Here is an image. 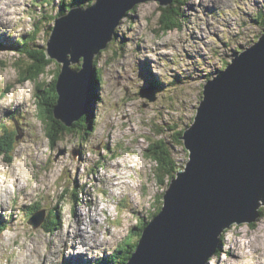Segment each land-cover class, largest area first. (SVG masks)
I'll return each instance as SVG.
<instances>
[{
  "label": "rangeland",
  "instance_id": "374dc122",
  "mask_svg": "<svg viewBox=\"0 0 264 264\" xmlns=\"http://www.w3.org/2000/svg\"><path fill=\"white\" fill-rule=\"evenodd\" d=\"M160 7L154 0L137 4L136 10L127 12L118 25L120 42L110 43L96 55L102 80L90 105L91 115L96 117L94 131L64 133L60 142L50 144L38 117L47 95L38 93L35 84L46 88L44 82L52 81L62 62L50 63L41 79L22 82L23 70L16 62L26 69L31 61L15 46L38 29L33 41L40 48L46 47L55 22L50 16L61 9V0H0V134L12 138L13 147L9 154L0 152V192L6 194L0 196V212L5 208L0 213V228L6 220L2 229L15 226L27 236L14 261L12 250L0 241V255L8 258L9 264H78L71 263L72 254L87 251L76 252L74 239L68 237L71 250L64 254V233L74 223L77 211L84 212L89 220L90 211L98 204L106 209L104 215L103 210L97 215L104 224H97L99 231L92 227L88 247L93 251H88L82 264H105L106 259L108 264L117 263L114 248L121 252L130 241L123 240L128 231L133 229L131 234H135L140 224L152 218L169 185L163 173L154 176L155 162L148 158V144L164 141L170 146L177 171L185 168L188 152L174 141L175 135L193 123L208 74L215 75L224 62H230L239 45L253 38L256 41L264 33V23L255 21L257 13L264 11V0H187L182 6V27L168 33L159 31ZM77 65L70 60V66ZM9 92L12 103L5 106L3 101ZM13 174L16 181L12 180ZM4 175L15 196L4 187ZM67 186L74 192H67ZM85 194L91 197L87 200ZM36 206L40 208L35 220L42 221L45 213L57 211L58 225L54 221L51 232L41 226L43 222L37 228L27 223L37 213H30ZM261 208L254 223L237 224L247 233H236L247 241L244 248L230 246L225 252L221 242L231 226L222 232L219 249L210 258H215V264H242L250 256L245 249L262 244L264 238L257 235L264 232V226L257 227L264 222V205ZM103 237L113 242L94 250L92 240ZM234 249L241 255L235 253V257Z\"/></svg>",
  "mask_w": 264,
  "mask_h": 264
},
{
  "label": "water",
  "instance_id": "95a60500",
  "mask_svg": "<svg viewBox=\"0 0 264 264\" xmlns=\"http://www.w3.org/2000/svg\"><path fill=\"white\" fill-rule=\"evenodd\" d=\"M149 0H95L56 18L45 47L62 62L54 118L67 127L87 112L94 57L108 46L126 13ZM168 6L172 0H154ZM70 60L80 64L70 66ZM82 60V61H81ZM193 123L185 129L189 160L163 194L125 264H202L222 232L254 223L264 205V33L203 85ZM43 213V211H41ZM35 213L28 223L41 224ZM219 235V239H217ZM211 258V256H210Z\"/></svg>",
  "mask_w": 264,
  "mask_h": 264
},
{
  "label": "trees",
  "instance_id": "16d2710c",
  "mask_svg": "<svg viewBox=\"0 0 264 264\" xmlns=\"http://www.w3.org/2000/svg\"><path fill=\"white\" fill-rule=\"evenodd\" d=\"M94 1L95 0H70V2L68 4H65V1L61 0V9L58 11V13L55 16H50V19L55 21L58 16L65 14L68 11V8H71L73 6H83V5L88 6V5L92 4ZM186 1L187 0H172V2L168 6H165V7L163 6V7L159 8L162 11L161 15H160V20H159V31H161L162 33H168L169 31L173 30L174 28L182 27L181 21H182V17H184L182 6H184V3ZM135 10L136 9L134 8L131 11H135ZM130 17H132V16H130ZM255 21H259L260 23H264V11H260L257 13ZM52 28H53V25L50 28V32H51ZM119 31H120V29H118V27H117L115 30V34L113 36V39L110 43L113 44L114 42H116V43L120 42V38L118 39V37H117V34ZM37 34H38V29H36L35 32L32 35H29L27 38L20 39L17 42V45L15 46L16 50L20 51L22 53L20 55L28 57L31 61V64L26 69H23V66L20 65L18 62H16V66L18 67V69L23 70L21 72V77H20V80L22 82L34 81V80L41 79V77L43 76V74L46 71V68L49 66V64L54 62V60L49 59L47 57L46 52H45V47L40 48L39 44L34 43L33 40H35L34 37H36ZM115 35H116V38L114 39ZM259 37L260 36H257V38H259ZM255 39L253 38L246 45H244V44L239 45L237 50L235 49L234 54L236 55V54L240 53L242 50H244V48H246L247 46L249 47L252 44H254ZM123 41H124V39H123ZM46 45H47V42H46ZM32 47H36V48L32 49ZM102 51H104V49H101L100 52H102ZM224 63H225V65L221 69H217V70L221 71L222 69L226 68V66L228 65V62H224ZM93 65L95 68V72H94L92 88H91L92 90H91V93L89 95L90 101L95 99L96 88H97L96 86L102 80V69L98 66V63H96V59H94ZM77 66L78 67H75V69H79V65H77ZM60 69L61 68L59 67V69L56 71L57 73H56L55 77L52 79V81L44 82L47 84L46 88L43 87V89H42L41 88L42 84H40V83L35 84L36 91L38 93L47 95L45 97V100H44L45 102L44 103L41 102L42 103L41 108L38 109V117L46 129V134H47V137L50 141V144H55L57 142H60L62 140L61 135L64 133L68 134V133H72L73 131L74 132H76V131L77 132H80V131H85V132L91 131V132H93L95 129V125H96V122L94 121V119L96 117L94 115L93 116L91 115V111H89L88 113L86 112L84 114L83 118L79 122H75L72 127H67V126L63 125L60 121H58L54 118L53 108H54V106L57 102V99H58L56 84H57L58 75L60 73ZM214 73L215 72H211L210 75H213ZM210 75L208 74L207 79H210ZM202 96H203V90H202ZM187 127L181 128L180 130H178V132L175 135L174 141H178L179 143H181L182 146L184 145V141L181 137L183 136L184 131ZM5 138H6L5 136H1V134H0V152L5 153V154H9V152L13 148V147H11L12 138H6V143L4 141ZM184 149L186 151H188L185 148V145H184ZM146 152L148 153V158L152 159L155 162L154 173H153L154 176L156 175V173H159V172L163 173L165 176H167L168 184H169V181L177 173V168H178L177 163L175 161V158L172 156L170 146H168V144L164 143V141H162V140H155V141H152L151 143L148 144V146L146 148ZM8 157L10 158V156H8ZM160 181H161V179L158 176L157 182L160 183ZM66 190H67V192L68 191L74 192L73 187H70V186H67ZM39 208H40V206H36L32 209L38 210ZM161 208H162V205L160 207H158V209L154 212V214L152 216L153 217L156 216L159 213V211L161 210ZM153 217H152V219H153ZM58 218H59V215H58L57 211L55 209L51 210L49 214L46 215V213H45V218H44L42 226L46 230L51 232L52 228L50 227V225H54V221H56V223L58 225ZM144 228H145V226L142 225L139 228L140 230L136 231L135 234H131V232H133L132 229H131V231L130 230L128 231L126 237L123 239L126 241L127 239L130 238V241L127 242V245L124 246V248L122 249L121 252H120L118 247H117L118 249L113 250L114 251L113 254L116 253L114 256L118 257L117 258L118 263H115V264H125V262L129 260L130 256L137 250L139 240L142 236ZM132 236L133 237L136 236L135 237L136 239H133V241H132V238H133ZM97 264H102V263H97ZM105 264H108V261H106Z\"/></svg>",
  "mask_w": 264,
  "mask_h": 264
},
{
  "label": "clouds",
  "instance_id": "9594fccd",
  "mask_svg": "<svg viewBox=\"0 0 264 264\" xmlns=\"http://www.w3.org/2000/svg\"><path fill=\"white\" fill-rule=\"evenodd\" d=\"M239 6L243 7L244 5L240 4ZM50 34H51V32H50ZM94 59H95V57H94ZM10 96H11V92H9L7 94V97L3 101L5 106H7V105L12 103L11 99L8 98ZM89 105H91L90 100H89ZM187 152H188V156H189V150ZM5 168H7V165H5ZM181 169H184V168L182 167V168H180V170ZM16 179H17L16 174H13L12 180L16 181ZM2 182L4 184V187L9 189L10 194L12 196H15V192L12 189V184L9 183V178H8L7 175H4L2 177ZM20 186H22V184ZM260 195L262 197H264V193H261ZM151 219L149 221H144L141 224V226L142 225L146 226L147 223L151 221ZM141 226L138 227L137 231L140 230L139 228ZM262 226H264V222H262V224H258L257 225L258 228H260ZM244 227L246 228L247 225H245ZM238 232L247 235V233H244V229L238 227V225L234 221L233 224L231 225V230L228 231V232H225L223 234L224 235V240L221 243H222V247H223L225 252L228 250V248L230 246L233 247V248H236L237 245H239L240 248H244L245 247V244L247 243V241H244V240L241 239L240 236H237L236 233H238ZM257 235H259L262 238H264V232H259V233H257ZM216 238L219 239V235H217ZM252 238L254 239L255 237H252ZM25 239H27V236L25 235L24 231L16 229L15 226H11L9 228H5L2 231H0V241H2L6 247H8L10 250H12L11 259L13 261L15 260L16 254L20 251L21 247L23 246ZM13 240H15V245L12 244ZM255 249H259V251H255ZM255 249L252 248V247H248V248L245 249L248 253H250V256L248 258H246L244 261H242V264H264V244L257 243L255 245ZM210 256H212V251L211 250L206 251L204 256L202 257V264H215V258L210 259ZM0 264H9V259L8 258H4V255H0Z\"/></svg>",
  "mask_w": 264,
  "mask_h": 264
},
{
  "label": "bare ground",
  "instance_id": "6f19581e",
  "mask_svg": "<svg viewBox=\"0 0 264 264\" xmlns=\"http://www.w3.org/2000/svg\"><path fill=\"white\" fill-rule=\"evenodd\" d=\"M7 4V3H6ZM7 7V6H6ZM5 7V8H6ZM6 10V9H5ZM7 14V13H6ZM0 16H1V14H0ZM123 18V17H122ZM121 18V19H122ZM121 19H120V22H121ZM5 23V22H4ZM203 28V27H202ZM1 35V34H0ZM204 35V34H203ZM204 38V37H203ZM110 44V42H108V45ZM95 59H96V56H95ZM76 63V62H75ZM72 67V66H71ZM78 67V66H77ZM72 68H75V67H72ZM80 68V67H79ZM214 75H212L211 77H210V79H212V77H213ZM90 103H94V100H92V101H90ZM132 161V160H131ZM179 170H180V168H179ZM109 179V178H108ZM131 187V186H130ZM87 194V193H86ZM86 194H85V196H84V198H87V200H88V198H90L91 197V195L89 194V195H87L86 196ZM3 195H5L6 196V194H4V193H2V192H0V196H3ZM84 195V194H83ZM88 204H90V203H88ZM93 204V203H92ZM94 205V204H93ZM105 206H101L100 204H98V206L96 207V209L94 210V211H90V219L89 220H87L86 219V215H84V212L82 213L79 209H77V210H79L80 211V214H81V216H80V214H79V211H77L76 212V215H75V221H74V223H72L71 225H69L70 226V230L68 229V232L67 233H64V234H66L67 235V239H66V241H63V240H60V241H63V243H62V245H63V251H65L64 252V254H66V251L68 250V251H70L71 250V248L69 247V243H70V241H69V239L70 238H73L74 239V242H75V244L77 245V248H76V252H80L81 250L82 251H87V253H88V251L89 250H92V248H89L88 247V233H89V231H88V227L90 226L91 228L93 227V225L95 226V227H97V224H98V227H100V225L101 224H104V222L101 220V219H99L98 217H97V215L99 214V211H101V210H103V212H102V214L104 215V213L106 212V209L104 208ZM34 208V207H33ZM92 209H94V208H92ZM3 211H5V208H3L2 209V211L1 212H3ZM0 212V213H1ZM101 215V214H100ZM10 219H11V217H10ZM106 221V220H105ZM7 224V222H6V220L5 221H3L2 222V226L3 227H5V225ZM85 225V227L84 228H82L81 227V225ZM40 226V225H39ZM42 226V225H41ZM3 227H1V228H3ZM43 227V226H42ZM3 229H1L0 231H2ZM96 230L97 231H99L98 230V228H96ZM106 230L108 231V232H111V233H113V234H115L113 231H110L109 230V228L108 227H106ZM94 235V234H93ZM96 235V234H95ZM68 237H70V238H68ZM94 237V236H93ZM97 237V236H96ZM85 238L87 239V241H85ZM109 239L108 237H103L101 240H98V241H96V240H92L93 242H94V244H91L92 246L94 245V250H99L102 246H104V244L105 245H110L112 242H113V240L112 239H109V241H104V239ZM82 241V242H81ZM72 244H73V242H72ZM262 244H264V240L262 239ZM251 245V244H250ZM256 245V244H255ZM255 245H254V247H252V248H254L255 249ZM249 246V245H248ZM219 249V248H218ZM255 251H259L258 249H255ZM217 252V251H216ZM86 253V254H87ZM235 253L237 254V253H239L240 255H241V253L240 252H238L237 251V249H234V253H232L234 256H235ZM86 254H83V253H74V254H72V262L71 263H73L74 261H76V262H78V264H82L84 261H86ZM89 254V253H88ZM250 254V253H249ZM90 256V258H93V256L92 255H89ZM43 257V256H42ZM235 257H237V256H235ZM64 258V257H63ZM246 259V258H245ZM94 260H97V259H94ZM241 260V259H240ZM240 260H235V261H233V262H238V261H240Z\"/></svg>",
  "mask_w": 264,
  "mask_h": 264
}]
</instances>
